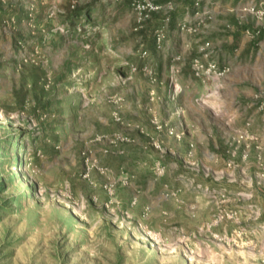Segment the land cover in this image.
Wrapping results in <instances>:
<instances>
[{
    "label": "rangeland",
    "instance_id": "1",
    "mask_svg": "<svg viewBox=\"0 0 264 264\" xmlns=\"http://www.w3.org/2000/svg\"><path fill=\"white\" fill-rule=\"evenodd\" d=\"M133 1L0 0V264H264L262 153L247 181L195 166L183 48L157 72L140 54L167 10ZM202 4L186 37L234 44L256 108L264 48L243 30L261 35L264 0Z\"/></svg>",
    "mask_w": 264,
    "mask_h": 264
},
{
    "label": "crops",
    "instance_id": "2",
    "mask_svg": "<svg viewBox=\"0 0 264 264\" xmlns=\"http://www.w3.org/2000/svg\"><path fill=\"white\" fill-rule=\"evenodd\" d=\"M192 2L193 0H175L174 9L167 25L164 46L160 51L154 49L153 33L151 34V32L163 23L161 17L165 11L156 13V16L153 17L155 20L150 23V38L147 46L142 49L148 50L149 55L146 59L150 58L154 62L157 72L161 73L162 65L159 54H162L163 58L167 60L176 52L177 47L183 48V59L179 62L173 81L178 86L175 87L176 90L182 91V94L172 103L180 101L187 113V103H183V100L189 98L196 111L197 116L192 121L194 131L190 137L195 145L192 150V155L196 156L195 166H200L203 171L204 169H210L212 172L226 170L232 173L230 180L241 178L247 181L251 178V169L255 171L256 148L260 150L264 159V116L258 113L256 108L250 109L252 104L246 105L245 103L243 105L242 100H240L242 97L250 95L251 89L242 90L239 86L240 75L236 78L231 73V70H234L231 59L237 61L238 58L234 44L226 46L225 49L217 48L219 41L209 40L203 35L197 39L188 40L187 33L179 30L178 25L182 18L190 17V15L194 17L193 14L196 9ZM243 36L249 41L260 37L262 40L260 49L264 48V35L255 37L246 28L243 30ZM231 40H234L233 35ZM205 41H210V48H208V57H204L203 60L205 62L212 60L220 65H229L231 69L228 73L220 77L212 76L208 79L193 75L192 59L199 55V47ZM249 55L251 57L252 53ZM245 75L247 74L244 73L243 76ZM208 81L211 82V87H205ZM162 97H164L163 94ZM185 120L191 122L187 116H185ZM248 121L249 124H247ZM240 135H243L244 138L235 144L234 138H239ZM181 155L185 156L183 152Z\"/></svg>",
    "mask_w": 264,
    "mask_h": 264
},
{
    "label": "built area",
    "instance_id": "3",
    "mask_svg": "<svg viewBox=\"0 0 264 264\" xmlns=\"http://www.w3.org/2000/svg\"><path fill=\"white\" fill-rule=\"evenodd\" d=\"M163 3L156 2L155 0H134L131 3L132 9H138L141 10H148L149 12H154L159 9L165 8L166 14L163 18V23L161 26L156 27V29L153 32V40H154V48L156 50L160 49L163 44V40L165 38V29L167 28L168 22L170 20L169 13L172 10V4L170 0H162ZM203 0H193V5L195 7V12L193 16H200L201 14H206L207 11H205V6L202 4ZM32 19H29L31 22ZM191 23L188 21V19H184L183 21L179 22L178 28L181 31H195L190 28ZM210 43L209 41H206L202 44V46L199 47V55L194 57L191 62V69L192 73L195 77L199 78H210L212 76L220 77L223 76L225 73H227L230 70L229 65H220L215 61L209 60L204 61L203 58H207L208 53V47ZM142 57L148 56V50L143 49L140 54ZM256 110L258 113L264 116V95H259L254 98ZM249 124V122L247 123ZM159 166V165H158ZM159 172L162 173V167L158 168ZM87 175V174H85ZM84 175V176H85ZM108 194L112 196L114 194V190L108 188ZM110 203L113 202L112 200L109 201ZM136 201L135 199L131 202V204H134Z\"/></svg>",
    "mask_w": 264,
    "mask_h": 264
},
{
    "label": "trees",
    "instance_id": "4",
    "mask_svg": "<svg viewBox=\"0 0 264 264\" xmlns=\"http://www.w3.org/2000/svg\"><path fill=\"white\" fill-rule=\"evenodd\" d=\"M193 3V2H192ZM172 12V11H171ZM171 12L169 13V17L171 18ZM165 17V16H164ZM163 17V18H164ZM261 35H264V30H262Z\"/></svg>",
    "mask_w": 264,
    "mask_h": 264
}]
</instances>
